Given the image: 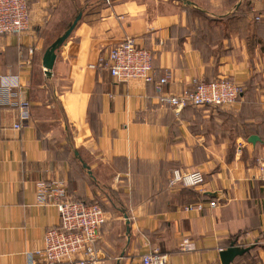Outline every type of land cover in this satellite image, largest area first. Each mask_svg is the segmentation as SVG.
Here are the masks:
<instances>
[{
    "label": "crops",
    "instance_id": "crops-1",
    "mask_svg": "<svg viewBox=\"0 0 264 264\" xmlns=\"http://www.w3.org/2000/svg\"><path fill=\"white\" fill-rule=\"evenodd\" d=\"M188 1L28 0L29 29L0 34V92L12 88L0 103V264H27L44 232L59 225L54 205L34 202L38 179L64 180L85 199L115 192L103 196L111 206L94 264H139L152 248L168 264H221L232 240L248 250L229 264H264V19L254 18L264 0ZM79 12L44 73V51ZM128 35L151 51L155 78L171 70L165 92L228 77L242 88L238 101L175 115L152 82L116 81L106 54ZM20 97L30 117L16 129ZM67 141L92 183L75 180L58 152ZM180 167L200 169L203 182L170 185ZM198 202L202 209L186 208Z\"/></svg>",
    "mask_w": 264,
    "mask_h": 264
},
{
    "label": "built area",
    "instance_id": "built-area-1",
    "mask_svg": "<svg viewBox=\"0 0 264 264\" xmlns=\"http://www.w3.org/2000/svg\"><path fill=\"white\" fill-rule=\"evenodd\" d=\"M264 18V13L255 17ZM30 8L28 0H0V34H20L29 29ZM105 67L116 81L138 78L152 82L158 101L168 105L175 115L188 105L228 106L238 100L242 88L228 77L211 81L194 79L192 87L182 92H165L163 85L172 80L171 70L158 78L152 70V54L145 46L136 42L133 36H126L115 43L107 52ZM12 88L4 86L0 92V103H6ZM8 99V100H7ZM17 107V121L13 127H21V121L30 117V106L20 97L13 104ZM204 180L200 169L174 168L168 183L170 185L197 186ZM34 202L41 206L54 205L59 214V225L44 232V244L28 256L27 264H94L98 259L96 240L100 227L106 222V213L98 202H82L73 199L67 184L59 179H38L34 183ZM214 206L215 200L209 202ZM188 209H202L203 203H193ZM182 247H185L182 245ZM139 264H168L166 255L160 249L152 248L142 253Z\"/></svg>",
    "mask_w": 264,
    "mask_h": 264
},
{
    "label": "water",
    "instance_id": "water-1",
    "mask_svg": "<svg viewBox=\"0 0 264 264\" xmlns=\"http://www.w3.org/2000/svg\"><path fill=\"white\" fill-rule=\"evenodd\" d=\"M182 1L187 4H192L188 0H182ZM80 16H81V13L79 12L78 15L75 16L74 19L70 22L68 27L62 32V34L56 37L54 41L51 42V44H49V46L44 51L43 56H42L43 57L42 66L44 68V73L49 74L53 66L54 60L56 58L55 51L63 45V42L68 37V35L71 33L72 29L76 25V22L78 21ZM257 139H258V136L255 134L250 135L248 137V140L251 142H255V140ZM74 153L77 154V151L74 150ZM82 165L86 168V170H88L85 162H82ZM88 171L90 173V170ZM247 250H248L247 248L237 247L236 245H234V240H232L229 246H227L225 249L220 251L221 264H229L235 256L240 255Z\"/></svg>",
    "mask_w": 264,
    "mask_h": 264
},
{
    "label": "rangeland",
    "instance_id": "rangeland-1",
    "mask_svg": "<svg viewBox=\"0 0 264 264\" xmlns=\"http://www.w3.org/2000/svg\"><path fill=\"white\" fill-rule=\"evenodd\" d=\"M49 99H51V97L49 96ZM56 106V105H55ZM44 114V113H43ZM49 115H50V113H49ZM56 116V115H55ZM54 122V124L53 125H57V122L56 121H53ZM52 121H50L49 123H53ZM49 123H45L44 125H43V129H45V128H47L48 126H49ZM60 126L58 125V126H56L55 127V132L56 133H60ZM68 131V130H67ZM70 132V131H69ZM69 132H68V134H66V136L67 135H69ZM59 138V137H58ZM61 139L62 138H59V139H56L55 140V142L54 143H56V145L57 144H59L60 143V141H61ZM68 140V139H67ZM65 144H67V145H69V148L67 147V146H64ZM64 145H61V146H58L57 147V149H58V152L60 153V155L61 156H67L68 157V159H69V161H70V164H72V166L73 167H75L76 169H75V171H74V177H75V180H77L78 178H80L79 179V181H81V180H83V179H86V180H89L90 181V177L88 176V174L86 173V170H84V169H82V170H80V163H79V161H77V160H74L73 159V154L71 153V145L68 143V141L65 143ZM77 173H78V175H79V177L77 176ZM94 186V185H93ZM94 188H96V187H94ZM104 194L107 196V197H109V195H112L113 194V192H111V190H108V191H103V192H97V193H95L94 194V199L95 200H100L103 204H104V206H105V208H107V207H109V206H111V205H109V202H107V200H105L104 198H103V196H104Z\"/></svg>",
    "mask_w": 264,
    "mask_h": 264
},
{
    "label": "trees",
    "instance_id": "trees-1",
    "mask_svg": "<svg viewBox=\"0 0 264 264\" xmlns=\"http://www.w3.org/2000/svg\"><path fill=\"white\" fill-rule=\"evenodd\" d=\"M263 13H264V10L263 11H260V13H258V15H261ZM258 15L254 16V18L257 17ZM261 19H264V18H261ZM205 81H211V80H205ZM188 106L195 107L196 105L195 106L188 105ZM68 143H70V141ZM64 146H67L69 148V145H67V144H65ZM73 149H74V147H73ZM73 149L71 150V153L73 154V159L79 161V163H80V170H82V169H84V166L82 165V162H84V161H83V159H81V157H80V155L78 153H77L78 155L74 153V150H76V151H78V150L77 149H74L73 150ZM171 172H172V170H171ZM171 172H170L169 178L171 176ZM169 178H168V181H169ZM90 183H92V182L90 181ZM68 192L70 193V195L72 196L73 199H76V200H79V201H82V202H98L102 206V208L104 210L107 209V208H105L104 204L100 200H95L94 198H92V199L80 198L78 196L73 195L70 191H68ZM111 192H113V194L112 195H109L108 199H113L112 196L115 195V192L113 190H111Z\"/></svg>",
    "mask_w": 264,
    "mask_h": 264
}]
</instances>
